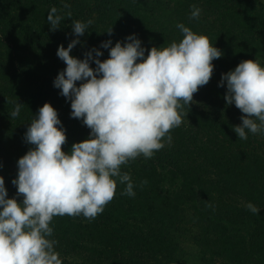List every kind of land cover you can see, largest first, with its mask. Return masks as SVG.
I'll return each instance as SVG.
<instances>
[{"label":"trees","instance_id":"obj_1","mask_svg":"<svg viewBox=\"0 0 264 264\" xmlns=\"http://www.w3.org/2000/svg\"><path fill=\"white\" fill-rule=\"evenodd\" d=\"M193 6L200 15L190 19ZM52 7L62 17L55 31L47 21ZM76 20L92 21L70 53L78 59L96 48L103 61L110 49L102 48V42L111 40L114 47L133 34L147 56L152 47L182 40L178 24L207 36L222 56L213 60L210 82L194 94L190 107L184 106L188 114L170 130L171 143L165 137V146L152 158L140 155L121 166V173L131 177L135 196L122 195L126 184L114 178L115 196L95 219L53 218L49 239L57 242L62 264L84 249L89 255L96 252L104 264H176L182 257L177 239L183 234L173 226L186 218L197 232L200 262L264 264V132L239 139L233 128L242 123L243 114L226 104V82L218 86L222 74L244 60L264 67V6L256 1L0 0V176L7 198L23 199L12 181L19 158L34 147L24 139L27 127L46 102L57 110L65 129L63 151L89 138L90 129L71 117V101L53 83L66 68L57 49L77 39L72 30ZM110 28L111 35L106 32ZM90 66L96 67L94 62ZM17 102L23 106L12 118ZM249 202L261 209L259 214L246 207Z\"/></svg>","mask_w":264,"mask_h":264},{"label":"clouds","instance_id":"obj_2","mask_svg":"<svg viewBox=\"0 0 264 264\" xmlns=\"http://www.w3.org/2000/svg\"><path fill=\"white\" fill-rule=\"evenodd\" d=\"M57 12L52 7L47 15L51 31L62 20ZM67 15L70 18L71 12ZM199 15L200 9L193 6L190 19ZM91 24V20L72 21L77 39L67 48L58 47L57 56L66 68L53 82L60 95L71 101V117L90 129L89 138L74 143L66 153V132L57 110L47 102L39 108L24 134L34 147L19 158L18 176L12 181L22 201L7 198L0 176V264H62L54 247L57 242L49 239L55 216L95 219L115 196L114 178L126 184L122 195L135 196L131 177L121 173V166L140 155L152 158L165 146V137L171 143L170 130L188 114L184 106L190 107L194 94L210 82L213 60L222 56L207 36L178 24L182 40L152 47L147 56L133 34L127 43L118 41L114 47L111 40L102 42V48L110 49L103 61L96 48L86 52L84 59L73 57L70 53L80 43L78 38ZM106 32L111 35L112 28ZM225 82L226 104H234L243 114L242 123L233 128L237 137L246 140L248 132H264V67L257 60H244L222 74L218 86ZM22 106L17 102L10 116L17 117ZM246 207L253 214L261 210L250 202Z\"/></svg>","mask_w":264,"mask_h":264},{"label":"rangeland","instance_id":"obj_3","mask_svg":"<svg viewBox=\"0 0 264 264\" xmlns=\"http://www.w3.org/2000/svg\"><path fill=\"white\" fill-rule=\"evenodd\" d=\"M256 1L260 5L264 6V0H252ZM214 17V16H213ZM215 18V17H214ZM238 205L244 206L245 204L238 200ZM187 218L184 220L182 224H177L173 226L174 228L178 229L182 236H178L177 242H179V246L182 249V257L180 261L176 264H214L208 262H200V254L199 250L196 248L194 243V235L197 234L195 228H191L186 224ZM93 248L92 244H85L84 247ZM86 248V247H85ZM99 250H103L101 247H98ZM94 252V251H93ZM67 264H104L103 260L97 256V253L94 252L92 255L86 251V249L80 251L77 256H74L70 259H66Z\"/></svg>","mask_w":264,"mask_h":264}]
</instances>
